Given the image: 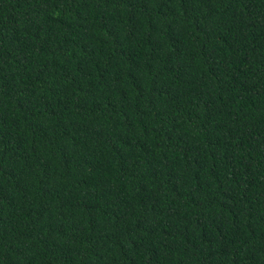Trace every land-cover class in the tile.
<instances>
[{
  "label": "trees",
  "instance_id": "obj_1",
  "mask_svg": "<svg viewBox=\"0 0 264 264\" xmlns=\"http://www.w3.org/2000/svg\"><path fill=\"white\" fill-rule=\"evenodd\" d=\"M0 264H264V0H0Z\"/></svg>",
  "mask_w": 264,
  "mask_h": 264
}]
</instances>
